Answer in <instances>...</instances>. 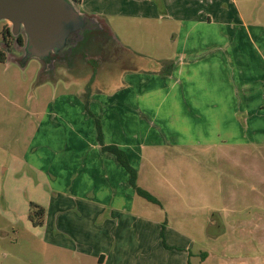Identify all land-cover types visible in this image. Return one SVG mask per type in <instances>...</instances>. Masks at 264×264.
Instances as JSON below:
<instances>
[{
    "label": "rangeland",
    "instance_id": "374dc122",
    "mask_svg": "<svg viewBox=\"0 0 264 264\" xmlns=\"http://www.w3.org/2000/svg\"><path fill=\"white\" fill-rule=\"evenodd\" d=\"M163 2L165 8H158L150 17L151 4L146 0H81L79 5L70 0L86 19V15L106 13L100 18L107 29L98 32L104 36H82L72 63L54 53L42 59L28 56L23 30L21 46L15 44L16 36L4 46L2 33L11 25L0 21V49L6 56L5 62L0 63V193L24 198V208L27 207L25 227L19 233L22 255H9L2 264H97L98 253L109 255L113 249L116 257L129 260L127 264H186L189 254L191 264H264V214L250 210L233 215L228 210L233 204L259 203L260 196L247 190L256 176L264 177V150L257 160L253 147L247 148L253 152L242 156L250 168L233 171L236 178H241L236 186L237 200L230 197L226 183L225 172L230 171L226 157L219 156L212 145H202L206 150L198 154L195 165L191 160L177 164L176 147L161 148L163 154L155 157L156 169H143L147 186L156 195L141 188L157 200L156 204L135 192L138 197L130 210L122 207L123 210L114 211L105 204L111 203L107 197L110 193H106L107 206L99 207L98 214L91 206L93 200L83 191L71 196L72 165L77 167L70 160L73 146H82L78 152H83L89 137L87 128H101V114L94 107L89 110L88 99L78 97L80 92L86 93L87 83V90L104 88L115 98L134 97L144 89L150 92L148 96L167 81L163 62L171 63L180 52L185 55L188 50L218 48L243 51V56L230 57L231 64L218 68L222 76H227L229 87L239 85L234 75L238 68L243 70L240 77L255 78L258 85L256 78L264 76V0ZM93 21L85 20L79 34L93 26ZM81 55L87 57L85 61ZM47 64L53 67L52 71L44 69ZM197 74L205 75L202 71ZM74 83L77 87H67ZM159 96L153 95L151 102L157 103ZM94 140L98 144L104 142L102 136ZM169 140L176 144L179 138L161 137L159 142ZM200 140L211 138L202 136ZM253 140L264 142V127ZM23 161L37 176L28 177L27 172L15 175L17 164ZM256 164L262 167L257 169ZM82 174L80 179L85 176ZM180 179L184 182L180 183ZM84 182L79 189L91 184ZM239 187L246 189L245 194ZM29 199L44 209V217L45 211L49 216L48 226L45 225L48 231L43 224L40 249L35 253L30 248L32 242L38 241L32 238L36 233L28 218ZM97 202L100 204L101 200ZM237 222L241 226L237 227ZM54 225L68 228L73 238L52 236ZM10 241H1L0 247L13 254L15 246ZM62 241L69 248L43 244Z\"/></svg>",
    "mask_w": 264,
    "mask_h": 264
},
{
    "label": "crops",
    "instance_id": "0c3cea01",
    "mask_svg": "<svg viewBox=\"0 0 264 264\" xmlns=\"http://www.w3.org/2000/svg\"><path fill=\"white\" fill-rule=\"evenodd\" d=\"M146 1L151 4L152 14H150V17L154 16V11L157 12L158 8L162 9V6H164L163 0H158L155 3V0ZM86 16L94 20L93 25L98 30H107L100 18L106 16V13L99 12L92 16ZM241 24L243 25V22ZM225 35L230 36L227 32ZM183 51L186 53V50ZM188 52L185 55L180 52L177 57L172 59L171 63L163 62L164 75L166 76L164 79L167 81H164L161 87L152 89L151 93L154 94L148 96L146 94L150 92L144 89L142 93H136L134 97L132 95L127 98H115V95L112 96L111 91H106L104 88L88 91L87 88L90 84L84 85L86 93L80 92L78 97L84 100L88 99L89 110L94 107L101 114L99 115L101 117L100 130L104 142L98 144L94 140V138H98L96 127L94 131L87 128L88 138L92 137V139H86V149L80 153L78 151L82 149V146L80 148L73 146L70 160L71 163L77 164V167L75 168L72 165L70 185L72 197L81 194V191H83L84 194L88 195V198L93 200L95 205L91 206L97 210L98 214L101 211L99 207L107 206L105 204H108L114 211L123 210L122 207H127L130 210L132 203L137 199V195L129 183V174L122 168L111 152L102 149L103 146H116L121 149L125 153L130 166L137 172V185L153 193L150 187L147 186L148 179L144 176L143 169L148 168L151 172L156 169L155 157L158 153L163 154L161 152L163 146H165L164 149L177 148V164L181 163L182 160V163L191 160V163L195 165L199 159L198 154L202 150H206L202 145H212L217 149L219 156L223 154L226 157V164L230 166V171L225 172L226 183L230 186V197L233 200L238 199L236 186L240 183L241 178H236L233 171L235 169L248 170L250 168L248 164H245L246 159L242 156L250 155L253 152L247 150V148L253 147L257 155L254 154L253 156L257 160L258 157H262L264 150V142L253 140L264 127V76L261 74L256 78L260 82L258 85L254 81L255 78L249 80L240 77L239 75L243 70L237 67L238 69H236L234 75L239 85L232 88L227 85V76H222L221 72H218V68L222 69L221 66L231 64L230 57L243 56V51L218 48L202 52L188 50ZM200 71L204 72L205 75L199 76L197 72ZM211 72H213V75H211ZM222 74L226 75V72L222 71ZM217 76L219 77L217 78ZM43 80L45 82L46 77ZM143 81L141 82L144 83ZM72 86H76V83L67 87ZM147 87L148 84L145 88ZM158 93L160 94V100L157 103H153V100L151 102V97ZM103 107H105V112H102ZM88 121L89 118L86 122ZM174 135L179 138L176 144H172L170 140L169 142H159L161 137ZM202 136H209L211 140L202 142L200 140ZM185 137L196 139H185ZM89 163L91 165H88ZM17 166L18 170L15 175L20 176L27 172L30 174L27 175L28 177L37 176L29 163L23 161L19 162ZM256 166L257 169L259 166L262 167L261 164H256ZM36 172L38 171L36 170ZM82 173H85V176L80 179L79 177L82 178L83 176ZM219 180H221V177ZM84 181L91 182L90 186L79 189L81 182L85 183ZM183 182V180L180 181V183ZM248 186L247 191L249 193L261 197H257L259 203H242L238 206L233 204L228 208L231 214H241L250 210H255L258 214H264L262 202L264 200V177L256 176ZM171 189L175 191L174 187H171ZM239 190L244 194L246 192V189L241 187H239ZM106 193H110L107 194L110 204L105 197ZM97 199L101 200L100 204H97ZM104 201L107 202L104 204ZM24 205H26L24 198L13 194L0 193V242L11 239L12 246H15L13 254L7 253L0 247V257L3 258L0 259V264L9 255L20 257L22 255L24 248L19 242V233L25 227L24 218L27 207L24 208ZM116 207H119V209ZM89 211L95 210L91 209ZM44 218L43 226L48 231V228H45V225L48 226L49 220L46 211ZM226 220V225H228V217H226ZM234 226H236V223ZM239 226L241 224L237 222V227ZM32 227L36 233V235H32V238L38 243L32 242L30 248L31 252L35 253L39 252L40 249V229L42 226L34 227L32 225ZM50 232L52 236L60 235L63 239L73 238L70 230L66 227H56L54 225ZM43 244L50 248H69L63 241L62 244L52 242H44ZM114 255V249L109 252V255L98 253L96 262L97 264H106L108 261H112L113 264H127L129 261L120 255L119 257Z\"/></svg>",
    "mask_w": 264,
    "mask_h": 264
},
{
    "label": "water",
    "instance_id": "95a60500",
    "mask_svg": "<svg viewBox=\"0 0 264 264\" xmlns=\"http://www.w3.org/2000/svg\"><path fill=\"white\" fill-rule=\"evenodd\" d=\"M69 1L0 0V21L8 22L13 32L23 30L27 38L26 53L42 59L82 40L78 31L89 18L86 19Z\"/></svg>",
    "mask_w": 264,
    "mask_h": 264
},
{
    "label": "trees",
    "instance_id": "16d2710c",
    "mask_svg": "<svg viewBox=\"0 0 264 264\" xmlns=\"http://www.w3.org/2000/svg\"><path fill=\"white\" fill-rule=\"evenodd\" d=\"M71 1L76 5H79L81 2V0H71ZM5 60H6L5 53L2 50H0V63L5 62ZM97 131H98V139H101L100 127L97 128ZM102 149L104 151L111 152L116 157L118 163L129 174V182L138 196L144 198L149 202L155 204L158 203L157 200L153 196H151V194H149L148 192H146L145 190L141 189L136 185V171L130 166L125 153L121 149H119L116 146H103ZM28 218L34 227L42 226L44 223V209L41 206L33 202H30ZM203 255H205V253ZM190 256L191 254H189V258ZM186 264H191V262L188 260Z\"/></svg>",
    "mask_w": 264,
    "mask_h": 264
},
{
    "label": "flooded vegetation",
    "instance_id": "af4514ba",
    "mask_svg": "<svg viewBox=\"0 0 264 264\" xmlns=\"http://www.w3.org/2000/svg\"><path fill=\"white\" fill-rule=\"evenodd\" d=\"M98 32H100V31L97 29V27L95 25H93L91 27H87L81 34H79V36H104V34H100ZM2 36H3V41H4L3 45L6 47L8 46L7 43L9 41V38L11 39L12 36H16V38L14 39V42L16 45L21 46V44L23 43L22 39L20 38V36H22V34L20 33V30H18L17 32H13L12 28L8 27V29L3 31ZM78 42L79 41H76L70 47L65 48L64 50L59 51V53L54 54V56L57 55L58 57H65L62 59H66V61L68 63H72V61L74 60L73 58L76 56L75 55V49H76V46H78V44H79ZM81 56H83V55H81ZM83 57H84V61H85V58H87V57H85V56H83ZM44 69L47 71H50V70L52 71L53 67L50 66V64H47V67L45 66Z\"/></svg>",
    "mask_w": 264,
    "mask_h": 264
},
{
    "label": "built area",
    "instance_id": "2783aa9c",
    "mask_svg": "<svg viewBox=\"0 0 264 264\" xmlns=\"http://www.w3.org/2000/svg\"><path fill=\"white\" fill-rule=\"evenodd\" d=\"M263 98H264V94H263Z\"/></svg>",
    "mask_w": 264,
    "mask_h": 264
}]
</instances>
